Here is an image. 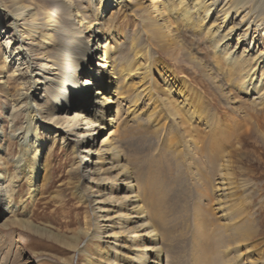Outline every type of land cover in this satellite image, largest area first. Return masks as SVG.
<instances>
[{"label":"bare ground","instance_id":"6f19581e","mask_svg":"<svg viewBox=\"0 0 264 264\" xmlns=\"http://www.w3.org/2000/svg\"><path fill=\"white\" fill-rule=\"evenodd\" d=\"M113 6L116 10L131 6V13L144 26L125 50L119 45L120 21ZM254 28L264 38V0H0V88L16 96L15 104L25 110V124L18 129L22 152L15 165L30 185L33 182L34 196L47 175L40 128L53 129V136L60 134L63 143L72 144L78 166L86 165L77 176V193L95 203L92 220L99 221L88 233L91 245H98L97 257L90 252L91 245L80 247L87 257L83 264H163L161 239L172 231L164 182L154 175L136 174L117 138L113 102L125 96L121 83L138 72L137 87L143 90L152 71L150 44L155 41L178 59L188 33L209 50L204 57L192 53L191 45L185 47L190 63L197 62L219 86L228 82L226 93L234 87L264 106V47L255 46ZM7 63L15 66L13 78L21 76L23 87L11 88L12 74L3 75ZM173 76H163L168 89L175 86ZM181 102L173 106L175 112L189 110L184 108L187 96ZM154 104L158 108L159 103ZM61 109L74 111L62 114ZM216 134L209 141L218 146L221 140ZM8 173L0 163L2 201L11 199L16 185ZM219 183L220 190L228 188V182ZM229 201L221 208L229 219L225 228L244 238L242 210L232 211L236 200ZM199 218L194 258L197 264H205L220 241L212 245L205 240L206 220Z\"/></svg>","mask_w":264,"mask_h":264},{"label":"rangeland","instance_id":"374dc122","mask_svg":"<svg viewBox=\"0 0 264 264\" xmlns=\"http://www.w3.org/2000/svg\"><path fill=\"white\" fill-rule=\"evenodd\" d=\"M131 9L116 10L119 45L124 50L144 27ZM254 30L255 46L264 47V38ZM184 37L183 45L187 49L191 45L192 53L209 56L202 40L188 33ZM149 47L152 71L147 86L143 90L137 87L138 72H134L132 79L121 83L125 96L113 102V112L117 138L136 174L154 175L164 182L165 210L172 217V231L161 239L163 264H197L194 235L200 232L196 224L200 215L206 220L205 240L212 245L216 239L220 241L219 249L211 250L205 264H264V106L234 87L226 93L228 82L219 86L197 62L190 63L185 47L178 59L163 52L155 41ZM1 50L2 39L0 59ZM14 68L7 63L3 72L12 74V89L23 87L21 76L13 78ZM171 74L175 86L168 89L163 76ZM90 89L92 92L95 87ZM185 95L184 108L189 106V110L174 114L173 106L183 105ZM18 101L0 88V163L16 182L11 199L0 198V264H83L87 257L79 248L91 245L88 233L99 223L92 220L95 203L77 193V176L84 173L86 165L78 166L79 157L70 142L63 143L60 134L53 136V129L40 128L47 175L33 196V182L30 185L24 171L15 165L22 152L18 129L25 124V110L15 104ZM157 102L158 108L154 107ZM72 111L61 109L60 113ZM215 134L221 140L217 147L209 141ZM221 180L228 182V188L217 187ZM227 199L231 203L236 200L232 211L242 210L244 238L225 228L229 219L221 208ZM94 244L89 250L97 257L98 245Z\"/></svg>","mask_w":264,"mask_h":264}]
</instances>
